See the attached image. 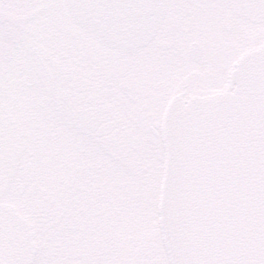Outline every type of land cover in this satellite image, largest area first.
<instances>
[{"label":"snow or ice","instance_id":"6c2138e0","mask_svg":"<svg viewBox=\"0 0 264 264\" xmlns=\"http://www.w3.org/2000/svg\"><path fill=\"white\" fill-rule=\"evenodd\" d=\"M0 264H264V0H0Z\"/></svg>","mask_w":264,"mask_h":264},{"label":"water","instance_id":"95a60500","mask_svg":"<svg viewBox=\"0 0 264 264\" xmlns=\"http://www.w3.org/2000/svg\"><path fill=\"white\" fill-rule=\"evenodd\" d=\"M165 9H135L131 13H125L124 15L129 18L132 22L141 25L147 35L151 36L156 33L157 29L160 27L163 17L165 15ZM134 47V45H133ZM250 54L247 55L243 60H247ZM240 100L242 105H247L250 100V93L243 91L240 94ZM241 120H252L253 114L251 111L244 108L240 113ZM236 135L240 138L241 142L246 143L249 147L252 146L255 138V133L253 131L236 130Z\"/></svg>","mask_w":264,"mask_h":264},{"label":"flooded vegetation","instance_id":"af4514ba","mask_svg":"<svg viewBox=\"0 0 264 264\" xmlns=\"http://www.w3.org/2000/svg\"><path fill=\"white\" fill-rule=\"evenodd\" d=\"M166 19H167V13H166V16H165V19H164L163 24L165 23ZM252 21H254V20H252ZM173 42H174V39H173L172 36H162L161 39H160V41H159V48H160L161 53L162 54H167L171 50V47L173 45ZM191 47L194 48V50L196 52V56H193L192 57V54L189 53V49ZM199 53H200V49H199V45L197 43H192V44L189 45V47L187 49V54L190 57H192L193 59H197V58H199ZM244 54H246V53L240 54V57L243 56ZM125 85L127 87V92L124 93L122 90H121V92L124 95H128L130 90H129V88H128V86H127L126 83H125Z\"/></svg>","mask_w":264,"mask_h":264},{"label":"rangeland","instance_id":"374dc122","mask_svg":"<svg viewBox=\"0 0 264 264\" xmlns=\"http://www.w3.org/2000/svg\"><path fill=\"white\" fill-rule=\"evenodd\" d=\"M240 16L245 22H247L249 24L255 23V15L251 11L241 12ZM252 20H254V21H252Z\"/></svg>","mask_w":264,"mask_h":264}]
</instances>
